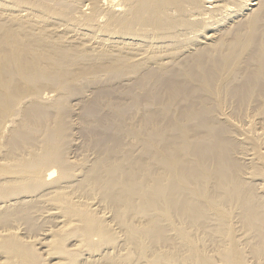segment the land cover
Masks as SVG:
<instances>
[{
	"label": "bare ground",
	"instance_id": "1",
	"mask_svg": "<svg viewBox=\"0 0 264 264\" xmlns=\"http://www.w3.org/2000/svg\"><path fill=\"white\" fill-rule=\"evenodd\" d=\"M0 264H264V0H0Z\"/></svg>",
	"mask_w": 264,
	"mask_h": 264
}]
</instances>
